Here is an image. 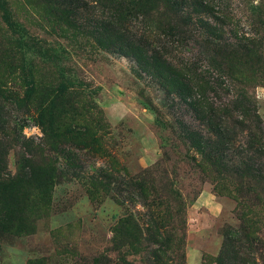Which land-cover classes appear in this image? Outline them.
Returning <instances> with one entry per match:
<instances>
[{
    "label": "rangeland",
    "instance_id": "1",
    "mask_svg": "<svg viewBox=\"0 0 264 264\" xmlns=\"http://www.w3.org/2000/svg\"><path fill=\"white\" fill-rule=\"evenodd\" d=\"M55 1L0 0V33L22 53L26 79L36 84L26 99L22 93L18 97L0 93V166L11 174L19 167L34 174L33 200L25 210L20 214L0 210V264H138L141 260L153 264L151 253L158 246L145 243L149 248L140 255L138 240L117 226L118 218L129 212L139 222L147 219L141 197L127 193L126 186L116 194L93 179L107 167L106 157L100 154L103 149L131 174L158 162L159 170L168 169V174L174 169L176 176H168L186 203L185 264H203L206 255L215 258L223 242L220 230L224 226L231 230L236 224V203L216 194L190 159L200 161L201 155L177 120L195 127L197 121L152 77L144 72L139 77L138 63L131 55L110 52L95 41L98 22L113 24L114 29L126 27L121 31L129 38L138 34L141 18L135 15L122 21L125 17L116 8L102 12L89 0H72L71 6ZM204 2L214 6L218 19L208 16L206 20L222 31L223 39L210 36L193 19L183 24L184 33L163 38L165 56L187 66L196 79L202 74L211 81L218 78L222 88L205 96L220 102L247 101L248 114L253 115L254 109L264 129V0ZM244 38H260V54H246ZM58 83L77 88L98 107L105 128L98 132L102 140L97 151L68 145L46 151L42 125L50 114L37 109L43 86ZM13 84V90L19 89ZM91 132L95 130L89 125L86 137ZM245 132L238 131V139ZM41 153L62 171L50 183L49 204L38 195ZM162 176L154 178V186ZM209 197L222 205L220 214H215Z\"/></svg>",
    "mask_w": 264,
    "mask_h": 264
},
{
    "label": "trees",
    "instance_id": "2",
    "mask_svg": "<svg viewBox=\"0 0 264 264\" xmlns=\"http://www.w3.org/2000/svg\"><path fill=\"white\" fill-rule=\"evenodd\" d=\"M71 1L55 2L71 6ZM89 1L102 12L107 7L116 8L125 17L121 18L125 22L135 15L141 18L138 34L129 38L122 34L126 27L114 29L113 24L98 22L97 45L113 53L131 55L138 63L139 77L142 72L148 74L166 96H172L192 112L201 127L177 120L185 138L201 155L200 161L192 156L190 159L203 180L211 182L216 194L231 197L236 203L233 209L236 224L231 230L225 226L220 230L222 246L215 258L204 256L203 264H264V129L259 125L260 118L254 109L253 115L248 114L250 104L247 101L220 102L205 96V93H217L222 82L218 78L208 80L203 74L196 79L187 66L169 60L162 45L167 43L163 38L184 33L183 24L193 19L210 36L223 39L222 31L206 20L208 16L218 19L214 6L205 0ZM16 37L23 39L20 34ZM261 41L260 38H244L246 54H260ZM13 83H17L19 89L13 90ZM35 85L26 79L22 53L11 46L6 34L0 33V93L16 97L22 93V98L26 99ZM42 89L37 110L50 114V120L42 125L46 151L49 153L56 145L96 150L102 140L98 132L105 128L98 107L84 99L82 91L64 83L46 84ZM89 125L95 132L86 137ZM240 130L246 131L242 140L237 137ZM60 151L63 156H68L67 151ZM100 154L106 157L107 167L93 179L102 182L105 188L115 189L116 194L122 190L120 186H126V192L138 194L146 208L144 216L147 219L142 222L130 212L117 220V226L128 237L134 236L138 240V254L148 250L149 245L145 243H151L158 246L151 253L153 264H185L186 203L168 176H176L174 169L168 174V169L159 170L158 162L131 174L110 151L103 149ZM38 156H41L38 195L42 196V203L49 204L50 183L62 171L51 166L42 153ZM162 173L164 177H159L158 185L154 186V178ZM32 177L31 169L19 167L11 174L0 166V210L6 209L7 214H20L25 210L33 200ZM121 264L134 262L122 261ZM138 264L146 263L141 260Z\"/></svg>",
    "mask_w": 264,
    "mask_h": 264
},
{
    "label": "crops",
    "instance_id": "3",
    "mask_svg": "<svg viewBox=\"0 0 264 264\" xmlns=\"http://www.w3.org/2000/svg\"><path fill=\"white\" fill-rule=\"evenodd\" d=\"M208 194H210L208 192ZM212 196V194H210ZM210 200L212 201V205H213V208L215 210V214L218 215L222 212V205L220 204V202H217L214 198L212 197H209Z\"/></svg>",
    "mask_w": 264,
    "mask_h": 264
}]
</instances>
